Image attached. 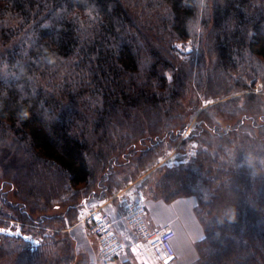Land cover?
Returning <instances> with one entry per match:
<instances>
[{
  "label": "trees",
  "instance_id": "trees-1",
  "mask_svg": "<svg viewBox=\"0 0 264 264\" xmlns=\"http://www.w3.org/2000/svg\"><path fill=\"white\" fill-rule=\"evenodd\" d=\"M258 79L264 93V0H0V228L39 230L29 264L71 262L60 227L133 186L197 199L193 264H264ZM18 239L0 235V260Z\"/></svg>",
  "mask_w": 264,
  "mask_h": 264
},
{
  "label": "rangeland",
  "instance_id": "rangeland-1",
  "mask_svg": "<svg viewBox=\"0 0 264 264\" xmlns=\"http://www.w3.org/2000/svg\"><path fill=\"white\" fill-rule=\"evenodd\" d=\"M192 47L193 46H192L191 41H188L187 43L179 44V48L184 49V51H187V52H190L193 49ZM210 60L211 59L208 58L207 62L210 63L211 62ZM254 86H255V90L257 93H263V81L261 79H258ZM263 95H264V93H263ZM242 96H243V93L240 92L239 90L226 91L224 93L221 91V94L214 96V100L210 101L209 103L207 102L206 105L205 104H203V105L205 107L212 106V105H215L218 103L228 105L230 102H233V100H234L233 98H235V97L236 98L237 97L242 98ZM215 122L217 123V121H215ZM131 155H129V157ZM123 161L126 164H128L130 162V160H128V158L124 159ZM145 176H146L145 174H143V175L141 174V178H144ZM201 182H202L201 180L198 181V183H197L198 187H201V185H203V183H201ZM136 195H139L136 198H141V199L147 198V196L144 195L143 193L141 194V193L136 192ZM7 197H8L7 198L8 201H10L11 203H14L15 206H17L18 203H21V204L28 203V201H26V199H24V197H23V199L18 200L14 194H9ZM136 198H132L129 201L136 199ZM94 202H96V201H92L89 204V207L87 208L88 210L87 211L85 210L83 212V215L81 216L80 221L78 223L79 225L78 224H76V225L72 224V225H68V226L63 225L62 227H60L61 228L60 231L73 241L74 247L73 246L72 247H73V252L75 254V257H74L73 261H71V262H64V263L58 262L57 264H94L93 259H92V257H93L92 255L94 252L95 253L99 252L97 240L94 237V235L92 234L91 230L89 228L84 229V227H83L84 224L82 225V223H80L87 212L99 207L97 204L99 202H97L96 204H94ZM105 203H106V201H103L99 204L103 205ZM121 207H122V205H121ZM103 210H106V213L107 212L109 213V214L108 213L107 214L110 216L112 222L115 225L114 221H116V219L119 218V215L116 214L117 212L114 213L113 208L108 207V205H105ZM117 210L119 213V210H121V208H117ZM26 211H27V214H25V216L27 218L37 219L38 217H36V216L40 214V210L33 211V209L31 207H28L26 209ZM123 213H124V211H123ZM49 214L55 215L56 213H49ZM219 215L222 216L225 214H224V212H219ZM195 216H196L195 221L192 218H188L187 225L184 223L185 225L183 226L184 230L187 233L190 234V232L191 233L194 232L193 236H192V234L190 235L191 240H196L198 238V236L200 234L199 228H201V231H205V228H206L205 225L200 222V219L198 217V214H196V212H195ZM121 217H122V215H121ZM9 223L10 224L8 226H5L6 229L0 228V235L6 233L7 235L14 237L15 239L22 238L25 241H28L29 244L27 245L26 242H23L24 240L22 242L19 239L13 240L12 242H16L15 245L16 246L18 245L20 247V250H18V252H16L15 254L8 255L7 257L0 260V264H29L28 259H27L28 254L26 253V250L28 249V251L33 253L34 251L32 252L30 250L32 246L37 247V249H39L40 246L45 247V242L42 241L43 237H41V235H39V232H38L39 230L31 231V233H29V236H27V234L25 233L26 230L20 229V225H18V223H16V222H9ZM124 226H126V225L124 224ZM116 228L118 229V225L117 226L115 225V229ZM37 229H39V228L37 227ZM5 230H6V232H4ZM51 231L52 230L47 229V232L44 234L48 235L51 233ZM128 232H129L128 234L130 236L131 235L130 231H128ZM118 234H119V232H118ZM86 252H88V254ZM177 252L180 255L179 256L180 260L177 261L176 263H173V264H193V262L198 257V253H197L198 251H197L195 245H194V248L178 249ZM50 259H51V257H50ZM46 260H47V256L43 255L42 258H39L38 260L33 261L32 263L33 264H44V261H46Z\"/></svg>",
  "mask_w": 264,
  "mask_h": 264
},
{
  "label": "crops",
  "instance_id": "crops-1",
  "mask_svg": "<svg viewBox=\"0 0 264 264\" xmlns=\"http://www.w3.org/2000/svg\"><path fill=\"white\" fill-rule=\"evenodd\" d=\"M137 196L139 195H136L135 188L133 186H130V188L117 195L114 198L115 201L111 199L109 201H106V203L103 205L94 202V204L97 203L98 206L102 209H104L105 205H108V207L113 208L114 213L117 212L116 214L119 215V218L114 222L116 226L118 225V229H116L126 245L125 253L110 262H103L99 257V252H94L92 255L94 264H160L156 262L147 246L137 241L133 233L126 226H124V222L122 220L124 214L123 209H125V206L130 199L136 198ZM144 200L148 207V220L150 226L152 228L168 227L174 230L176 233V239L174 241L176 256L172 264L180 260V255L177 252L178 249L194 248V245L204 238V231H201V228H199L200 231H198L200 234L198 238L196 240H191L190 235L192 234L193 236L194 232H190L189 234L184 230L183 227L185 224L187 225L188 218H192L194 219V221L196 220L195 209L197 206V199L195 197L180 199L172 204H165L162 201H153L147 198H144ZM117 208H121V210H119V213ZM87 210L88 209L86 208V211ZM83 227L84 229H88L86 225H83ZM128 231H130V236L128 234ZM86 253L88 254V252Z\"/></svg>",
  "mask_w": 264,
  "mask_h": 264
},
{
  "label": "built area",
  "instance_id": "built-area-1",
  "mask_svg": "<svg viewBox=\"0 0 264 264\" xmlns=\"http://www.w3.org/2000/svg\"><path fill=\"white\" fill-rule=\"evenodd\" d=\"M136 240L145 244L158 263H165L176 256L174 241L176 233L171 228H152L148 220V207L143 199L129 201L122 218ZM95 236L99 256L103 262H110L125 252V243L115 229L110 216L100 208L90 210L83 219Z\"/></svg>",
  "mask_w": 264,
  "mask_h": 264
},
{
  "label": "water",
  "instance_id": "water-1",
  "mask_svg": "<svg viewBox=\"0 0 264 264\" xmlns=\"http://www.w3.org/2000/svg\"><path fill=\"white\" fill-rule=\"evenodd\" d=\"M172 261H173V258L167 260L166 262H167V264H170Z\"/></svg>",
  "mask_w": 264,
  "mask_h": 264
},
{
  "label": "snow or ice",
  "instance_id": "snow-or-ice-1",
  "mask_svg": "<svg viewBox=\"0 0 264 264\" xmlns=\"http://www.w3.org/2000/svg\"><path fill=\"white\" fill-rule=\"evenodd\" d=\"M165 264H167V262H165Z\"/></svg>",
  "mask_w": 264,
  "mask_h": 264
}]
</instances>
